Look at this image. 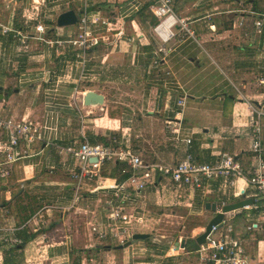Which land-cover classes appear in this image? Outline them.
<instances>
[{
    "label": "crops",
    "instance_id": "0c3cea01",
    "mask_svg": "<svg viewBox=\"0 0 264 264\" xmlns=\"http://www.w3.org/2000/svg\"><path fill=\"white\" fill-rule=\"evenodd\" d=\"M156 8V0H0V23L30 36L26 50L13 33L0 31V120H29L41 135L34 143H20L21 157L9 167L10 177L0 179V264H184L190 253L176 244L185 240L186 247L204 233L216 215L206 204L219 210L223 203L245 199L221 178L211 181L203 196L166 177L140 193L129 187L125 200L116 199L111 186L124 182L120 177L130 169L113 162L77 189L80 164L64 148L79 146L83 133L91 144L118 136L146 164L175 165L183 159L185 143L172 141L167 130L182 97L181 137L193 139L198 162L229 153L246 170L254 163L251 107L264 99L259 84L264 0H174L173 11L187 27L177 26L167 44L155 32ZM69 10L78 18L86 11L113 23L112 31L95 27L100 42L85 59L78 48L35 39L74 36L78 26L57 25L58 16ZM38 23L47 27L46 34L36 32ZM163 47L167 55L156 64ZM91 91L104 96L102 106L84 104ZM111 106L115 118L108 113ZM7 141L8 133L0 129V145ZM117 205L139 219L133 235L149 234L148 240L132 241V235L131 245L120 249L117 241L92 232L93 225L111 223ZM241 214H234L235 236L245 242L252 264H264V229L248 231L251 219ZM188 217L199 223L186 237L178 236L174 250L158 239L167 237L159 234L161 223ZM194 256L198 264L210 261L199 250Z\"/></svg>",
    "mask_w": 264,
    "mask_h": 264
},
{
    "label": "built area",
    "instance_id": "2783aa9c",
    "mask_svg": "<svg viewBox=\"0 0 264 264\" xmlns=\"http://www.w3.org/2000/svg\"><path fill=\"white\" fill-rule=\"evenodd\" d=\"M156 1L157 8L155 12L160 18V22L155 27V32L163 43L167 44L176 36L175 28L177 26L186 28L187 21L179 19L175 15L173 11L174 0ZM27 20L30 21L32 18L27 17ZM77 24L79 27L78 32L65 41L49 40L44 36L35 39L51 47L68 45L78 48L81 51V56L85 59L87 51L100 42L99 37L95 35V27H104L107 31L113 30L111 21L97 15L88 14L86 11L78 18ZM255 26L260 28L262 21H257ZM35 30L37 33L44 35L47 32V27L42 23H38ZM0 31L5 34L13 33L19 38L24 49L28 50L30 36L1 23ZM157 55L156 64L167 55V50L164 47L160 48ZM259 84L264 88V77L260 78ZM176 107L179 110L176 112L174 119L167 120V130L172 141H183L187 147L184 158L177 164L167 165L159 162L146 164L141 156L127 147L118 136H112L108 139L107 144H91L87 135L83 133V142L79 146L64 148L80 164L79 172L74 174V177L78 180L77 189H81L86 179L98 177L99 170L108 162L124 163L130 169V177L126 181L111 186L112 189L116 190V199L125 200V194L129 187L139 193L149 187H157L158 179L162 177L168 178L177 185L188 186L206 196L211 181L224 179L232 189L234 188L235 196H245V199H252V204L241 210L226 214L221 224L212 227L206 243L200 246L199 251L201 254H206L204 258L214 261L215 264H252L245 242L235 236L233 220L236 212H247L251 219L248 231L264 229V99L256 107L250 106L254 113V120L251 125L250 150L254 154L255 160L249 170H246L241 162L229 153H220L214 162H198L192 151L193 139L181 137L182 120L179 116L181 115L180 109L185 107L184 97L176 102ZM0 129H4L8 133L7 143L0 145V179H6L10 177L9 167L21 157L18 150L20 143L23 140L34 143L41 139V135L38 125L29 120L2 119L0 120ZM240 181H244L245 186L242 188L240 187ZM247 190H250L248 195H246ZM75 200H79L78 192ZM225 205L226 203H223L218 211H221ZM109 218L110 224L93 225L92 232L98 234L101 239H112L117 241L118 244H125L131 239L133 228L138 224L139 219L136 220L133 214L126 212L123 205L114 207L109 214ZM15 242L16 244L21 243L20 240H15Z\"/></svg>",
    "mask_w": 264,
    "mask_h": 264
},
{
    "label": "water",
    "instance_id": "95a60500",
    "mask_svg": "<svg viewBox=\"0 0 264 264\" xmlns=\"http://www.w3.org/2000/svg\"><path fill=\"white\" fill-rule=\"evenodd\" d=\"M78 23V16L74 10H69L61 13L57 18L58 27H70ZM4 99V95L0 96V100ZM84 104L86 106H102L104 104V96L96 92H88L84 97ZM96 160V159H95ZM252 204V199H243L241 201L230 203L222 207L221 211H218L216 204L207 203L206 209L216 213L215 217L208 223L207 227L203 234H201L197 239V244L199 246L206 243L208 235L211 233L212 227L221 224L224 220L226 214L235 212L243 209L247 205ZM150 238L149 234H135L132 237V241L136 240H148ZM132 241H128L123 245H120L118 248L123 249L131 245ZM176 247L179 249H185V240H182L180 243L176 244Z\"/></svg>",
    "mask_w": 264,
    "mask_h": 264
},
{
    "label": "rangeland",
    "instance_id": "374dc122",
    "mask_svg": "<svg viewBox=\"0 0 264 264\" xmlns=\"http://www.w3.org/2000/svg\"><path fill=\"white\" fill-rule=\"evenodd\" d=\"M74 26H78V24ZM229 110L230 109H228L227 111ZM147 160L149 161V159L145 158V161ZM177 212H179L181 215H187L186 214L187 212L185 210H182V211L178 210ZM198 223H199V219L194 218V217H188L186 220L182 222L181 221L177 222L175 220H166L165 222L160 224L161 232H159V234L164 233L167 235V237L165 239H162L159 237L158 239L161 240L163 243H166L168 246H173L174 242L181 241L180 239H178L179 238L178 236L184 235L186 237L187 235H189L191 228ZM184 227H185V231L183 233L182 232L180 233V231L183 230ZM157 228L158 227L155 228V231H154L155 234H156ZM172 250H174V246L172 247Z\"/></svg>",
    "mask_w": 264,
    "mask_h": 264
},
{
    "label": "trees",
    "instance_id": "16d2710c",
    "mask_svg": "<svg viewBox=\"0 0 264 264\" xmlns=\"http://www.w3.org/2000/svg\"><path fill=\"white\" fill-rule=\"evenodd\" d=\"M108 113L110 115V117L115 118V114L113 113V107H109L108 109ZM103 143L107 144V142L105 140H103ZM117 166L120 165V162H116L115 163ZM123 171V170H122ZM130 177L129 173H125L122 174V176L120 177L121 181H125ZM241 215H245V212H243V214ZM255 215V214H254ZM200 249V246L196 243V240L194 239H189L186 243V247H185V251L187 253H190V256L188 259L185 260L184 264H198L199 261L196 259V257L194 256V253ZM208 264H214V261L210 260Z\"/></svg>",
    "mask_w": 264,
    "mask_h": 264
}]
</instances>
